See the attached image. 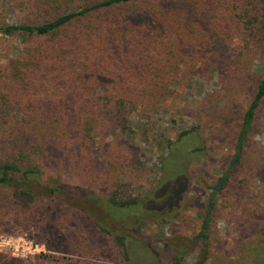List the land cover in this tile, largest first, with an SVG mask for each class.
<instances>
[{"label": "trees", "instance_id": "trees-1", "mask_svg": "<svg viewBox=\"0 0 264 264\" xmlns=\"http://www.w3.org/2000/svg\"><path fill=\"white\" fill-rule=\"evenodd\" d=\"M23 10L18 24L0 27V38L21 44L20 55L0 65V220L11 228L33 227L52 205L76 211L112 236L128 262L140 228L175 215L190 189L192 167L206 154L196 129L166 141L160 179L144 199L52 186L47 171L64 172L69 161L87 156L95 160V131L126 130L119 116L153 112L189 76L214 66L224 86V78L237 75L258 51L264 58V0H26ZM243 31L248 41L236 47L232 39ZM253 84L225 168L204 184L208 195L192 248L176 246L173 264H183L195 249L196 262L211 261L223 194L235 205L229 216L241 254L229 264H264V205L244 195L250 181L264 186V153L254 159L251 153L264 104V63ZM247 161L252 165L243 177ZM76 169L90 188L92 166ZM153 239L170 248V240Z\"/></svg>", "mask_w": 264, "mask_h": 264}, {"label": "rangeland", "instance_id": "rangeland-1", "mask_svg": "<svg viewBox=\"0 0 264 264\" xmlns=\"http://www.w3.org/2000/svg\"><path fill=\"white\" fill-rule=\"evenodd\" d=\"M24 1L0 0V27L20 22ZM246 41L244 31L232 39L233 45L240 48ZM20 50L19 39L0 38V65L20 55ZM263 60V54L258 51L257 56L242 63V70L237 68V75L224 78V86L214 66L207 69L209 72L201 70L200 75L189 76L172 88L176 96L153 112L141 115L136 111L119 116L120 124L125 121L126 130L119 126L109 133L95 131L91 152L95 160L87 156L77 163L69 161L64 172L47 171V177H52V186L58 182L70 189H86L103 198L114 193L122 199H144L160 179V159L167 153L166 141H174L181 132L192 127L196 129L205 144L206 154L192 167L190 189L175 215L165 222H146L140 228L142 238L138 237L140 242L129 247L132 257L128 262L123 260L122 249L114 243L113 237L94 226L90 219L52 205L45 218L33 227L11 228L0 220V264H173L176 246L192 248L189 241L199 230L208 195L204 184L211 185L225 168L239 119L252 96L253 83L262 74ZM251 143H255L251 151L253 159L264 153V104ZM79 164L84 168L92 166L95 177L90 188H87L90 183L87 176L74 172ZM246 165H252L251 161L245 163L243 177L247 175ZM248 187L245 197L264 205V186L250 181ZM178 194L177 191L176 196ZM230 198L223 194L219 199L214 217L213 254L207 264H229L241 257L235 245L236 220L229 216L235 209ZM104 216L109 222L108 215ZM154 237L170 240V248L162 247ZM197 252L195 249L188 254L183 264H199L195 258Z\"/></svg>", "mask_w": 264, "mask_h": 264}]
</instances>
